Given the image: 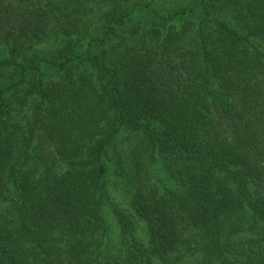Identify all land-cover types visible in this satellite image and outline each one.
Returning <instances> with one entry per match:
<instances>
[{
    "label": "trees",
    "instance_id": "1",
    "mask_svg": "<svg viewBox=\"0 0 264 264\" xmlns=\"http://www.w3.org/2000/svg\"><path fill=\"white\" fill-rule=\"evenodd\" d=\"M188 263L264 264V0H0V264Z\"/></svg>",
    "mask_w": 264,
    "mask_h": 264
},
{
    "label": "rangeland",
    "instance_id": "2",
    "mask_svg": "<svg viewBox=\"0 0 264 264\" xmlns=\"http://www.w3.org/2000/svg\"><path fill=\"white\" fill-rule=\"evenodd\" d=\"M110 191L112 195V203L114 205H119L124 208L130 207L129 200L131 197L129 191V183L127 180L123 178L120 174L115 176V173H112L111 181H110ZM110 218V222L113 228V242L117 244L119 242V228L117 222H115L114 217L112 214L108 213ZM137 236L141 238V240H145L146 237V229L144 225L140 222L139 228L137 230ZM191 264V263H188Z\"/></svg>",
    "mask_w": 264,
    "mask_h": 264
}]
</instances>
